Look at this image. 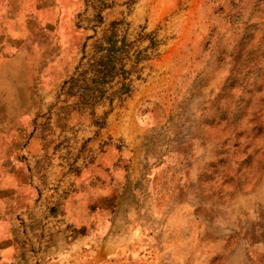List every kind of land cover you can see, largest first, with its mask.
Listing matches in <instances>:
<instances>
[{"label": "rangeland", "instance_id": "1", "mask_svg": "<svg viewBox=\"0 0 264 264\" xmlns=\"http://www.w3.org/2000/svg\"><path fill=\"white\" fill-rule=\"evenodd\" d=\"M48 5L29 68H0L23 264L107 240L122 264H264V0Z\"/></svg>", "mask_w": 264, "mask_h": 264}, {"label": "crops", "instance_id": "2", "mask_svg": "<svg viewBox=\"0 0 264 264\" xmlns=\"http://www.w3.org/2000/svg\"><path fill=\"white\" fill-rule=\"evenodd\" d=\"M54 2L60 3L62 7L63 3L70 4L72 0H0L1 69L11 68L9 74L17 76L23 72L25 66L29 68L32 57L29 46L23 44L25 36L31 35L33 21L40 20L45 25L46 20L53 17V8L48 3ZM9 74L7 72V79L3 78L2 81L15 82ZM15 80L18 81L17 78ZM2 191L0 190V264H23L22 247L15 233V213L22 206V193L17 188L7 194ZM108 242L105 241L102 249L98 250L68 251L47 264H122L116 259L123 252L116 251ZM185 258L187 256L182 257V260Z\"/></svg>", "mask_w": 264, "mask_h": 264}]
</instances>
